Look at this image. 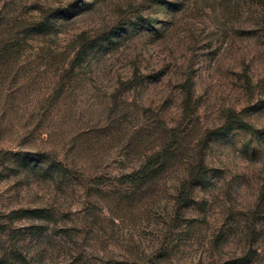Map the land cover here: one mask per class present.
I'll return each mask as SVG.
<instances>
[{"label": "rangeland", "instance_id": "1", "mask_svg": "<svg viewBox=\"0 0 264 264\" xmlns=\"http://www.w3.org/2000/svg\"><path fill=\"white\" fill-rule=\"evenodd\" d=\"M0 264H264V0H0Z\"/></svg>", "mask_w": 264, "mask_h": 264}]
</instances>
